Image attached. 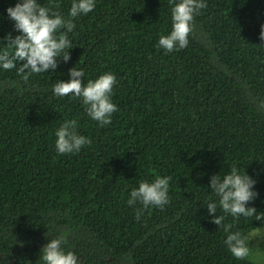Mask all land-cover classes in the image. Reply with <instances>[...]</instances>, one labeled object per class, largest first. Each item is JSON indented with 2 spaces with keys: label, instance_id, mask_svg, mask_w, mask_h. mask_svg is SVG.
Segmentation results:
<instances>
[{
  "label": "trees",
  "instance_id": "16d2710c",
  "mask_svg": "<svg viewBox=\"0 0 264 264\" xmlns=\"http://www.w3.org/2000/svg\"><path fill=\"white\" fill-rule=\"evenodd\" d=\"M16 2L0 0V39L18 34L5 11ZM71 2L40 0L73 25L67 63L27 80L0 71V254L41 264L60 235L80 264H264L224 244L225 228L264 223L228 216L219 228L204 207L209 178L236 165L256 180L248 206L264 212V0H205L188 45L172 52L156 45L176 0H96L75 18ZM76 64L85 80L116 76L109 126L52 94ZM65 120L91 142L78 153L55 149ZM157 176L171 177L169 203L129 205L138 181Z\"/></svg>",
  "mask_w": 264,
  "mask_h": 264
},
{
  "label": "clouds",
  "instance_id": "9594fccd",
  "mask_svg": "<svg viewBox=\"0 0 264 264\" xmlns=\"http://www.w3.org/2000/svg\"><path fill=\"white\" fill-rule=\"evenodd\" d=\"M206 6L205 0H176L171 9V30L159 37L156 46L166 52L186 47L193 31L194 16ZM95 7L96 0H72L68 16L87 15ZM5 11L8 19L14 22L13 27L18 34L13 37L9 33L0 39V71L15 69L18 75L27 80L34 74L54 71L58 60L62 59L65 63L70 60L69 49L73 46L68 33L73 25L61 13L45 7L40 0H17L14 6ZM259 39L264 42V25L261 26ZM68 76V80L58 78L51 85L52 94L58 98H79L87 115L98 126H109L112 114L117 111V105L112 100L116 76L112 72H105L95 79L85 80L84 68L79 64L68 69ZM90 143L87 137L77 132L75 120H65L55 130L54 144L59 154L78 153ZM170 181V176L138 181V187L129 193L128 204L163 208L169 203ZM255 184L256 180L236 165L223 174L212 175L209 178L212 195L204 204L212 223L221 228L228 216L234 219L255 217L259 224L264 223V212H257L254 207L248 206L258 195ZM224 231L227 233L224 244L231 255L237 259L246 258L250 253L249 234L240 230L229 231L228 228ZM255 233H261L259 226ZM64 244L63 236L52 235L41 248L38 260L41 264H80L76 252L65 250ZM0 264H9L6 255L0 254Z\"/></svg>",
  "mask_w": 264,
  "mask_h": 264
},
{
  "label": "rangeland",
  "instance_id": "374dc122",
  "mask_svg": "<svg viewBox=\"0 0 264 264\" xmlns=\"http://www.w3.org/2000/svg\"><path fill=\"white\" fill-rule=\"evenodd\" d=\"M261 233L257 235L255 229L249 233V256L257 261L264 262V227L260 228Z\"/></svg>",
  "mask_w": 264,
  "mask_h": 264
}]
</instances>
